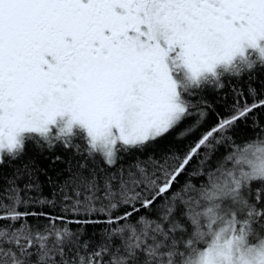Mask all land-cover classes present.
Here are the masks:
<instances>
[{
    "label": "snow or ice",
    "instance_id": "snow-or-ice-1",
    "mask_svg": "<svg viewBox=\"0 0 264 264\" xmlns=\"http://www.w3.org/2000/svg\"><path fill=\"white\" fill-rule=\"evenodd\" d=\"M258 79L264 0H0V264H264Z\"/></svg>",
    "mask_w": 264,
    "mask_h": 264
},
{
    "label": "trees",
    "instance_id": "trees-1",
    "mask_svg": "<svg viewBox=\"0 0 264 264\" xmlns=\"http://www.w3.org/2000/svg\"><path fill=\"white\" fill-rule=\"evenodd\" d=\"M232 85L244 84V80L239 82L233 80L230 82ZM256 88H261L264 84V79H258L252 82ZM205 97L216 111H224L228 106L231 105L233 97L229 88H225L222 91H207ZM211 118V117H210ZM55 155H60L63 158V162L56 161L53 163ZM35 160L36 165L42 170L39 174V180L44 185V192L47 195L53 190V185L48 183L51 179L55 185H60L67 179L68 173L65 171L70 166L75 165V159L71 153H66L61 150H57L55 153H49L45 151L42 155L39 154L33 145L27 146L26 153L22 161H17L16 164ZM5 171L10 172L11 167L6 168ZM91 231V229L89 230Z\"/></svg>",
    "mask_w": 264,
    "mask_h": 264
}]
</instances>
